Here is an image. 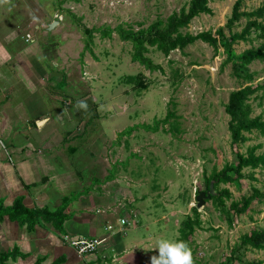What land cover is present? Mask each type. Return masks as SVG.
I'll return each instance as SVG.
<instances>
[{
    "label": "rangeland",
    "instance_id": "rangeland-1",
    "mask_svg": "<svg viewBox=\"0 0 264 264\" xmlns=\"http://www.w3.org/2000/svg\"><path fill=\"white\" fill-rule=\"evenodd\" d=\"M26 1L34 5L32 12H37V3L41 4L42 12L47 14L43 23L52 18L58 21V25L49 30L43 28V31L37 25L38 30L27 26L24 31L35 37V42L26 46L29 51H34L36 65L56 99L51 101L45 95L47 106L54 113H77L82 117L79 135L68 143L74 147L70 155L73 167L82 171L85 178L90 176L89 171L96 172L93 170L95 162L102 161L103 167L99 170L102 177L112 174L125 182L127 179L123 175H129V192L136 198L148 196V215L138 213V217L133 219L134 224L140 218L141 222L148 223L153 235L160 228L163 230L161 238L174 240L179 222L190 215L194 196L197 190L204 189V179L212 170L231 163L234 152L244 153L251 145H259L254 152L264 154V137L254 131L245 134L247 141L230 144L226 128L228 116L223 111L231 91L244 85L264 83V61L254 60L246 65V72L252 74L248 82L234 76L232 63H239L237 59L224 62L226 53L221 47L214 51L198 40L182 51H170L167 56L148 48L145 55L152 64L160 66L159 70L152 71L131 61L130 44L120 40L114 31L109 38H101L98 31L92 32L90 50H84L82 28L112 29L116 25H128L133 30L144 28L154 20L176 12L188 0ZM233 1L210 0L208 7L211 13L192 18L185 30L194 34L224 27ZM263 1L242 0L240 10L250 11ZM55 15L59 18L56 19ZM243 23L244 19L240 18L232 30L239 31ZM41 30L44 33L40 36ZM223 32L226 34L225 27ZM260 42L252 33L248 40L235 42L231 48L236 55L246 48H255ZM52 72L60 73L61 77H51ZM138 75L147 85L144 90L124 80L125 76ZM76 90L86 91L85 96L76 100L73 98L76 93L73 96L69 94V91ZM259 95L260 90L249 96V115H259L264 119V96L259 99ZM62 99L68 101L65 109ZM79 101L87 103V110L77 107ZM167 112L173 116L164 122ZM63 118L56 123L57 130L63 135L67 130L76 134L79 120L75 123V118H72L65 122L68 119ZM155 125V132L144 128ZM88 149L97 154L89 153ZM90 162L89 168L81 165ZM119 164L120 167L117 166ZM241 173V177L215 188L228 189L230 198L225 200V207L230 200L248 195L251 188L264 191V166L243 168ZM197 211L201 228L194 229L190 237L194 264H264V249L256 250L240 244L241 235L254 228L264 229V198L252 200L242 214H229V221L209 199ZM112 217L111 225H115L119 212ZM155 219L161 221L151 222ZM131 227H134L132 223L124 236L131 234ZM103 251L106 257L112 254L107 248ZM148 261L151 264L150 257ZM108 263L105 259V264Z\"/></svg>",
    "mask_w": 264,
    "mask_h": 264
},
{
    "label": "crops",
    "instance_id": "crops-1",
    "mask_svg": "<svg viewBox=\"0 0 264 264\" xmlns=\"http://www.w3.org/2000/svg\"><path fill=\"white\" fill-rule=\"evenodd\" d=\"M41 9V4L37 3V12H32L34 5L26 0H0V210H6V214L0 215V255L8 254L1 264H51L55 261L105 264V259L108 264H150L148 257L158 252L154 248L163 230L157 228V234L153 235L147 222L139 218L133 223L138 213L148 215V196L136 198L129 192V175H123L125 182L113 175L107 179L109 174L102 177L99 172L103 167L102 159L101 163L95 162L93 170L96 172L89 171L90 176L84 178L82 171L73 167L74 147L68 145L79 135L82 117L77 113H54L46 104V98L54 102L56 99L36 65L34 51L26 46L35 42V37L24 31L27 26L38 30L37 25L47 29V24L54 20L43 23L47 14ZM25 34H30L33 40L25 42ZM72 84L77 87L76 82ZM70 93L71 96L76 93L73 98L78 100L86 91ZM60 101L62 107L67 108L68 101ZM63 116L68 119L65 122L72 118L75 123L79 120L75 124L76 134L67 130L63 135L57 130L56 123L64 119ZM88 151L94 153L91 149ZM81 165L89 168L91 162ZM17 199L30 211L52 212L65 204L62 229L58 231L43 216L37 217L31 226L10 216L7 211ZM117 211L119 218L113 226L111 219ZM121 218L129 222L128 225H134L130 235L124 236L128 225L124 226L123 234L118 233ZM158 220L151 222L161 221ZM108 225L112 226L111 230L106 229ZM78 235L101 237L104 241L94 252L79 257L63 239ZM105 248L112 253L110 257L104 254Z\"/></svg>",
    "mask_w": 264,
    "mask_h": 264
},
{
    "label": "trees",
    "instance_id": "trees-1",
    "mask_svg": "<svg viewBox=\"0 0 264 264\" xmlns=\"http://www.w3.org/2000/svg\"><path fill=\"white\" fill-rule=\"evenodd\" d=\"M209 1L210 0H188L185 6L179 8L176 12H171L164 19H156L146 27H140L136 30H133L128 25L126 27L116 25L112 29L108 27L82 28L81 31L85 35L84 50H90L89 45L92 42V32L98 31L101 38H109L111 32L114 31L120 40L130 44L131 61L137 62L147 70L152 71L154 69L159 70L160 66L152 64L151 60L145 55L148 48H154L163 56H167L170 51H182L187 45L198 40L211 46L214 51H216L218 47H221L226 53L224 62L237 59L239 63H232L234 76L241 77L243 80L250 82L252 74L246 72V65L254 60L264 61V1L258 7L250 11H244L240 10L242 0H234L231 5L229 17L223 25L226 28V34L223 32L224 27H218L213 32L205 30L192 34L186 31L185 29L192 18L199 14L211 13L208 7ZM240 18L244 19L243 26L239 31H233L232 27ZM252 33L255 39L261 40L259 45L255 48H246L235 55L231 48L232 44L238 41L244 42L248 40ZM124 80L127 83H133V85L140 90H144L147 87V85L142 82L140 75L135 77L125 76ZM258 90H260L258 98L261 99L264 96V83L254 86L244 85L228 94L227 101L223 105V111L228 116L226 128L231 145H238L247 141L248 137L245 134L252 131L264 137V119L259 115L251 117L249 115L251 108L247 102L249 96L253 95ZM171 116H173V114L167 112L163 121L166 122ZM144 128L151 129L152 132H155L157 126L155 125L151 128L144 126ZM258 147L259 145L257 144L251 145L247 147L244 153L234 152L233 161L231 163H224L219 170H212L210 175L204 179L205 186L203 190L207 189L209 181L212 180L215 194L210 196L209 200L212 202L214 208L227 216V219L229 214L239 215L244 213L252 200L264 198V191L251 188V192L248 195L241 196L237 200H230L227 207H225V200L230 198L228 189H215L219 184H225L241 177V170L243 168L254 169L264 166V154H256L254 152ZM111 177L112 174H109L106 178L108 179ZM64 205L52 212L46 209L30 211L22 207L20 200L17 199L7 213L12 217H18V221H22L28 226L33 225L37 217L43 216L48 221L52 222L54 228L59 231L62 229L61 225L64 218L62 210ZM190 210V215H186L179 222L177 236L174 239L176 241L182 240L186 242L189 247L191 244L190 237L194 229L201 228V221L197 209L193 206ZM2 214H6V210H0V215ZM240 244L256 250L264 249V229L254 228L248 233L241 235ZM7 256V253L0 255V264ZM51 264H59V261L52 262Z\"/></svg>",
    "mask_w": 264,
    "mask_h": 264
},
{
    "label": "clouds",
    "instance_id": "clouds-1",
    "mask_svg": "<svg viewBox=\"0 0 264 264\" xmlns=\"http://www.w3.org/2000/svg\"><path fill=\"white\" fill-rule=\"evenodd\" d=\"M77 107L87 110V103L79 101ZM158 255L151 257V264H194L192 251L184 241L159 239L156 242Z\"/></svg>",
    "mask_w": 264,
    "mask_h": 264
},
{
    "label": "built area",
    "instance_id": "built-area-1",
    "mask_svg": "<svg viewBox=\"0 0 264 264\" xmlns=\"http://www.w3.org/2000/svg\"><path fill=\"white\" fill-rule=\"evenodd\" d=\"M57 18H59V16L56 17V19ZM32 40L33 38L30 35L25 34V37H24L25 42H29ZM127 225H128V222L125 219L123 218L119 219V228H117L118 233L123 234L125 231L124 226L126 227ZM106 229L111 230L112 226L108 225L106 226ZM63 239L74 250L76 255L79 257H82L86 254L94 252L99 247V245L104 241V238H101V237L83 236V235H78L74 237L65 236L63 237Z\"/></svg>",
    "mask_w": 264,
    "mask_h": 264
},
{
    "label": "water",
    "instance_id": "water-1",
    "mask_svg": "<svg viewBox=\"0 0 264 264\" xmlns=\"http://www.w3.org/2000/svg\"><path fill=\"white\" fill-rule=\"evenodd\" d=\"M56 24H57V21L56 20L51 21L47 25V30L51 29ZM50 76L51 77L58 76L60 78L61 77V74L58 73V72H54V73L52 72L50 74ZM114 108L116 110H119V108H117L115 105H114ZM214 194H215V192L213 191V183H212V180H210L209 183H208V185H207V189L206 190H201V191L196 192V194L194 196V201H195L194 207L196 209L202 207L204 201L205 200H208L210 198V196H212Z\"/></svg>",
    "mask_w": 264,
    "mask_h": 264
},
{
    "label": "flooded vegetation",
    "instance_id": "flooded-vegetation-1",
    "mask_svg": "<svg viewBox=\"0 0 264 264\" xmlns=\"http://www.w3.org/2000/svg\"><path fill=\"white\" fill-rule=\"evenodd\" d=\"M198 192V191H197Z\"/></svg>",
    "mask_w": 264,
    "mask_h": 264
}]
</instances>
